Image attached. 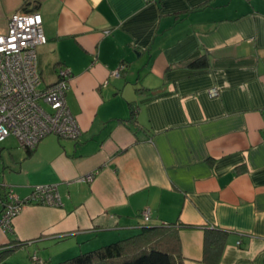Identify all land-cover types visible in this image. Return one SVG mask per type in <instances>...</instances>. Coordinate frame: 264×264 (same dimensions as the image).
<instances>
[{
  "label": "crops",
  "instance_id": "0c3cea01",
  "mask_svg": "<svg viewBox=\"0 0 264 264\" xmlns=\"http://www.w3.org/2000/svg\"><path fill=\"white\" fill-rule=\"evenodd\" d=\"M24 1L0 0V31ZM37 12L42 86L70 69L65 99L81 134L9 154L0 217L4 187L24 199L53 184L61 205L24 204L0 248L26 244L1 264L127 238L145 208L148 223L179 227L185 264H208L213 228L227 233L215 264H264V0H41ZM204 55L208 67L191 65Z\"/></svg>",
  "mask_w": 264,
  "mask_h": 264
},
{
  "label": "built area",
  "instance_id": "2783aa9c",
  "mask_svg": "<svg viewBox=\"0 0 264 264\" xmlns=\"http://www.w3.org/2000/svg\"><path fill=\"white\" fill-rule=\"evenodd\" d=\"M44 43L46 36L38 12L17 11L9 17L7 29L0 31V143L8 136H14L21 147L30 150L50 134L69 139H76L81 134L65 99L70 69L60 67L57 80L42 86L36 49ZM124 67V63H120L112 75L118 76ZM216 94V89L209 90L210 96ZM94 175L88 173L79 180L91 182ZM33 202L60 206L57 186H35L24 199L9 188L3 200L0 228L10 232L14 217L24 204ZM141 217L148 222L150 210H142ZM32 258L37 259L35 255Z\"/></svg>",
  "mask_w": 264,
  "mask_h": 264
},
{
  "label": "trees",
  "instance_id": "16d2710c",
  "mask_svg": "<svg viewBox=\"0 0 264 264\" xmlns=\"http://www.w3.org/2000/svg\"><path fill=\"white\" fill-rule=\"evenodd\" d=\"M40 4L41 0H26L19 11L37 12ZM191 65L197 68L208 67V57L206 55L201 56ZM134 112L135 110L131 112L129 119H134ZM26 150L31 151L32 149ZM4 189L1 200L5 199L9 187H4ZM178 228L173 223L153 225L145 222L141 231L137 234L81 252L62 261L43 262L38 259L33 260V255L30 258L33 264H185L181 252ZM226 237L227 233L223 229L213 228L204 231L203 260L205 262L215 264L219 260L225 246ZM24 244L26 243L20 242L18 245L0 248V264L16 249V246Z\"/></svg>",
  "mask_w": 264,
  "mask_h": 264
},
{
  "label": "rangeland",
  "instance_id": "374dc122",
  "mask_svg": "<svg viewBox=\"0 0 264 264\" xmlns=\"http://www.w3.org/2000/svg\"><path fill=\"white\" fill-rule=\"evenodd\" d=\"M42 77L44 78V79H42V81L43 80L44 81L49 80L47 72H44ZM1 146L4 147L3 148V162L5 164L3 166L1 161H0V183L3 181V178H5L7 180V178L10 177L11 170H10V167L8 166V164L13 165V162L11 161V157L9 154L14 153V149H16L17 147H20L18 145L16 138L13 136H8L4 141L1 142Z\"/></svg>",
  "mask_w": 264,
  "mask_h": 264
}]
</instances>
